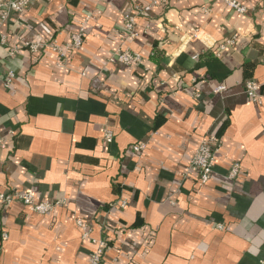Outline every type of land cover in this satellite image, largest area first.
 Listing matches in <instances>:
<instances>
[{"label": "crops", "instance_id": "0c3cea01", "mask_svg": "<svg viewBox=\"0 0 264 264\" xmlns=\"http://www.w3.org/2000/svg\"><path fill=\"white\" fill-rule=\"evenodd\" d=\"M237 1L247 12L166 0L136 17L135 37L123 17L153 0H33L0 26L7 44L64 45L85 23L65 60L9 59L0 43V193L62 202L44 215L0 206V264H88L98 241L103 264H264V0ZM119 49L141 63L118 64ZM206 136L218 147L200 186L186 168Z\"/></svg>", "mask_w": 264, "mask_h": 264}, {"label": "built area", "instance_id": "2783aa9c", "mask_svg": "<svg viewBox=\"0 0 264 264\" xmlns=\"http://www.w3.org/2000/svg\"><path fill=\"white\" fill-rule=\"evenodd\" d=\"M33 0H0V26L11 16H19L32 3ZM224 3L233 11L243 14L247 12V8L237 0H218ZM166 0H153L152 5L148 6H134L133 11L129 15L123 17L124 30L129 37H135V19L139 15L147 14L153 5L165 4ZM82 24L78 32L70 37L69 42L64 45H59L54 38H48L42 41H26L18 40L15 44H7L5 37L1 35L0 43L6 47V55L9 59H13L22 52L39 55L43 51L49 50L56 53L61 60H65L69 51L77 50L83 43V26ZM230 42V41H229ZM118 64L130 67L139 65L141 57L127 50H117L113 59ZM15 78V73L11 70L3 73L2 84L3 87L9 88ZM225 91L224 86H218L214 89L215 94ZM243 91L249 101L255 104L262 103V95L260 93V86L253 80L245 81L243 84ZM102 142L109 145L113 142V132L110 129H104L102 134ZM0 147L5 149V144L0 141ZM217 139L215 137L206 136L201 141L200 145L194 152L186 171L196 174L198 184L204 186L210 180L213 166L215 163V153L217 151ZM145 151V144L139 142L131 147V152L134 157L141 158ZM240 173V166L233 164L228 173L229 180H236ZM15 201L22 203L32 213L44 215L50 212L55 206L62 203L61 201H42L38 200L32 191L25 192H10L0 193V206H10ZM124 206V203H121ZM76 226L82 231V238L90 237L91 230L87 224L81 219L76 220ZM94 242V241H93ZM95 244V249L92 251L88 264H103V254L106 245L103 241H98Z\"/></svg>", "mask_w": 264, "mask_h": 264}]
</instances>
